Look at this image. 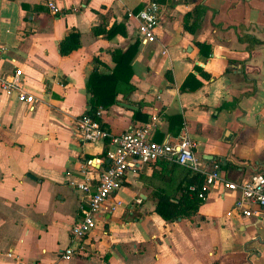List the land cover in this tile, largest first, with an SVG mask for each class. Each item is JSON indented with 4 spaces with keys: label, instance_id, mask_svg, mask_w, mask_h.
<instances>
[{
    "label": "crops",
    "instance_id": "crops-1",
    "mask_svg": "<svg viewBox=\"0 0 264 264\" xmlns=\"http://www.w3.org/2000/svg\"><path fill=\"white\" fill-rule=\"evenodd\" d=\"M148 1L0 0V78L19 70L35 98L30 110L0 89V264H264V208L243 216L232 208L236 192L213 188L190 219L153 213L154 193H176L186 175L161 159L128 170L81 250L61 258L83 203L69 182L108 165L107 141L83 142L75 127L89 110L86 81L95 70L110 73L111 53L138 41L127 16ZM154 1L155 40L138 42L129 84L118 86L114 105L98 108L101 127L119 134L156 116L154 141L188 136L226 181L264 175V0ZM198 5L206 10L191 32L185 23ZM114 23L124 34L92 33ZM73 31L80 46L61 56L58 44ZM188 75L199 86L182 90Z\"/></svg>",
    "mask_w": 264,
    "mask_h": 264
},
{
    "label": "built area",
    "instance_id": "built-area-1",
    "mask_svg": "<svg viewBox=\"0 0 264 264\" xmlns=\"http://www.w3.org/2000/svg\"><path fill=\"white\" fill-rule=\"evenodd\" d=\"M47 6L53 13L57 12L53 4L47 3ZM159 11L160 5L154 0H149L138 12H129L127 17L135 22V37L140 44L145 45L155 40V28L160 20ZM0 89L8 96L14 94L18 102L28 106L30 110L33 109L34 95L23 87L19 70L1 77ZM96 115L99 116V111ZM157 126L158 118L153 116L148 123L138 128L112 134L88 114L76 119L75 127L83 142L107 141L105 157L108 165L95 175L85 172L82 182H69L83 194V203L79 207V216L69 229L70 244L61 253L63 260H69L81 250V240L95 227L97 216L109 196L122 186L126 172L134 170L136 165L153 163L159 159L202 174L203 183L198 193V198L202 200H205L213 188L222 186L238 194L232 208L243 216L254 215V208H264L263 174L254 173L238 183L226 181L220 175L217 164L210 168L202 164L194 153L196 143L188 136L154 141ZM135 202L140 203V199Z\"/></svg>",
    "mask_w": 264,
    "mask_h": 264
},
{
    "label": "trees",
    "instance_id": "trees-1",
    "mask_svg": "<svg viewBox=\"0 0 264 264\" xmlns=\"http://www.w3.org/2000/svg\"><path fill=\"white\" fill-rule=\"evenodd\" d=\"M205 10L206 7L203 5H198L195 7L193 11V22L190 26L185 23V29L193 32L194 27L197 26L202 19ZM92 33L96 36L103 34L105 37H111L115 34H124V28L122 23H114L107 31H105L102 27L100 28L99 26L93 27ZM79 37L80 34L74 31L66 35L58 44L59 54L61 56H67L71 52L77 50L80 46ZM250 39L252 38L249 36L239 37L241 42ZM253 42L256 41L253 40ZM137 46L138 41L128 46L125 50H116L112 52L111 57L112 61L114 62V67L111 72L108 74H102L95 70L87 79L86 91L90 95L89 110L87 114L98 123L99 117L96 115L98 108H108L111 105H114L118 95V86L121 83H126L127 85L129 84V78L131 75L129 62L134 57L137 51ZM198 47L207 49L205 52L206 56L211 53V49L208 46L198 44ZM248 48L250 49V47ZM192 79L193 76L188 75L181 89L183 90L186 87L193 89L194 87L199 86V83L194 86L190 85ZM135 114L138 116V112ZM143 120L146 121V116H144ZM168 120L170 124H177V130H179L181 127V121L178 116L168 117ZM170 129L171 128L169 126V130ZM185 173L186 175L182 181V186L178 188L176 193H168L163 190L154 193L156 202L153 213L164 221L171 222L178 218L190 219L193 215H195L199 206L203 202L202 199L198 198L199 189L203 183V175L193 172L187 168Z\"/></svg>",
    "mask_w": 264,
    "mask_h": 264
},
{
    "label": "water",
    "instance_id": "water-1",
    "mask_svg": "<svg viewBox=\"0 0 264 264\" xmlns=\"http://www.w3.org/2000/svg\"><path fill=\"white\" fill-rule=\"evenodd\" d=\"M128 107V106H127Z\"/></svg>",
    "mask_w": 264,
    "mask_h": 264
}]
</instances>
